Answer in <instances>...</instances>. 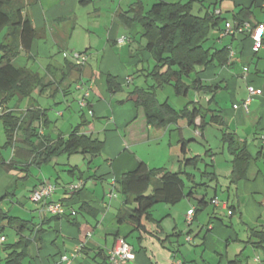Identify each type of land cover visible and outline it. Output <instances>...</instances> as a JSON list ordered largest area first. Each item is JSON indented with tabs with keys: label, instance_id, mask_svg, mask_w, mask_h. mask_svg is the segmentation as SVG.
I'll return each mask as SVG.
<instances>
[{
	"label": "crops",
	"instance_id": "0c3cea01",
	"mask_svg": "<svg viewBox=\"0 0 264 264\" xmlns=\"http://www.w3.org/2000/svg\"><path fill=\"white\" fill-rule=\"evenodd\" d=\"M20 1L36 36L31 51L23 49L13 64L38 72L46 78L44 83L52 86L38 87L30 97H14L15 107L11 100L0 107V113L10 109L21 115L33 107L46 110L47 125L40 129L38 121L36 127L41 137L52 140L67 138L87 121L81 133L104 142L101 154L79 153L83 160L75 157L78 154L60 156L46 164L51 168L48 172L31 163V147L25 142L17 144L9 161L0 152L1 206L9 214L31 221L23 233L31 240L23 264H107L104 260L120 237L134 250L121 264H228L238 253H242L244 264H264V249L250 237L251 229L264 227V45L255 51L247 34L222 36L228 22H264V0H193L194 14L204 16L209 11L220 18L205 46L211 51L226 50L227 61L221 63L220 54L221 59L206 68L198 67L187 79L199 78L204 85L218 87L211 102L212 93L191 89L183 101L176 99L183 105L179 108L165 94L167 87L157 90L159 101H167L177 110L191 101L206 110L204 127L198 116L194 124L182 118L165 128L147 126L143 111L134 103V89L154 83L146 74L155 60L145 49L142 26H127L120 15L137 1L147 11L157 2L191 0ZM242 9L247 16L240 13ZM75 52L88 55L81 70L70 66H78ZM107 74L117 78L121 90H109ZM249 86L260 93L253 95L246 109L243 103L250 95ZM82 100L86 106L81 105ZM213 116L220 117V122L211 121ZM135 118L137 121L127 126ZM225 132L246 145L251 156L247 178L237 186L230 184L232 155L222 140ZM182 140L187 141L186 156H201L203 161L185 165ZM1 161L12 166L5 167ZM140 162L183 173L185 193L196 186L192 197L175 205H155L153 216L159 222L147 223V231L134 229L127 220L119 221L128 204L117 180ZM13 169L22 171L20 178L30 181L29 196H23V201L18 189L11 188L8 173ZM44 181L56 185L49 200L64 203L62 218L56 219L45 211L43 202L32 198L33 190ZM78 183L83 184L80 189L71 188ZM111 190L113 196H109ZM203 197L208 204L199 206ZM9 201L13 204L6 208ZM192 209L194 213L189 215ZM7 228L0 233L6 238L0 244L6 255ZM65 256L68 261L63 260ZM5 258L0 256V264H5Z\"/></svg>",
	"mask_w": 264,
	"mask_h": 264
},
{
	"label": "trees",
	"instance_id": "16d2710c",
	"mask_svg": "<svg viewBox=\"0 0 264 264\" xmlns=\"http://www.w3.org/2000/svg\"><path fill=\"white\" fill-rule=\"evenodd\" d=\"M85 1L87 0H81L82 3ZM23 9L24 4L20 0H0V107L7 106L16 96L20 99L30 97L38 87L43 90L52 86L50 82L45 84L46 78L38 72L29 68H18L13 64V60L21 54L23 49L27 53L31 51L36 36L35 28L30 19L23 14ZM240 13L244 16L248 15L244 9ZM120 16L127 26L135 23L142 26L143 36L146 38L145 49L155 60V65L146 74V77L153 80V85L138 86L132 92L137 96L134 103L138 110L143 111L146 125L165 128L182 118H187L190 124H194L195 119L201 116V127H204L207 124L204 119L206 112L204 107L191 101L177 110L167 101L160 102L157 90L171 85L178 96H187L191 89L209 92L212 96L208 102H211L218 87L204 85L199 78L192 82H188L187 79L197 72L198 67L206 68L217 59H221L220 54L223 57L221 63H226V50L211 51L205 46L212 29L220 24V18L209 11L204 16L194 14L193 0L186 3L157 2L147 11L143 3L137 1ZM241 20L243 19L239 21ZM70 66L77 70L83 67V65ZM68 77L67 74L65 78ZM107 83L111 92L121 90V85L114 75L107 74ZM0 117L3 120L7 138L4 148L15 149L19 142H25L31 147V163L37 166L48 164L63 155L79 153L98 155L103 150V141L81 133V128L87 124V121L76 127L67 138L52 140L47 136L41 137L36 127L38 121L47 125L46 110L33 107L18 115L13 110L5 109ZM219 118L213 116L211 121L219 123ZM136 121L137 118L133 119L127 126ZM222 140L227 144L232 155L230 184L237 186L241 180L247 178L251 156L246 145L239 143L233 134L225 132ZM180 142L185 155L183 160L185 165L196 166L201 160L203 161L201 156L187 157V141ZM1 165L9 168L12 166L5 161H1ZM182 174L163 167L152 168L145 162H140L134 170L123 173L117 180V184L128 207L125 213L120 215L119 221L127 220L134 229L147 231V223L159 222L153 216L155 205L159 203L175 205L196 193V186L185 193V181ZM2 201L3 199H0V233H3L7 227L15 228L18 233V238L13 243L5 245L8 251L5 264H23L31 244L30 238L25 237L23 233L31 221L4 211L1 206ZM207 204L205 197L198 203L199 206ZM230 208L233 209L232 212L236 209L234 205ZM62 216L64 214L54 215L56 219ZM68 221L75 225L72 219L68 218ZM250 237H255L258 240L255 243L256 246L264 249V227L260 230L251 229ZM104 261L108 264V256ZM228 264H244L242 253H238L234 259L229 260Z\"/></svg>",
	"mask_w": 264,
	"mask_h": 264
},
{
	"label": "built area",
	"instance_id": "2783aa9c",
	"mask_svg": "<svg viewBox=\"0 0 264 264\" xmlns=\"http://www.w3.org/2000/svg\"><path fill=\"white\" fill-rule=\"evenodd\" d=\"M231 33H244L247 34L254 42L253 48L255 51H259L264 45V22H253L250 20H242L239 22H228L226 23V27L222 32V36L231 34ZM123 41V40H122ZM73 57L76 60L78 65H85L88 61V55L86 53H73ZM129 81V80H128ZM249 97L243 103L244 108L248 109L249 103L255 94H259L260 91L255 89L252 86L248 87ZM87 95V94H86ZM82 106H86L87 103L85 100L81 101ZM40 129L43 127V122L40 121ZM262 140H264V135L262 136ZM82 183H78L73 185L71 188L78 190L82 187ZM56 190L55 183L51 181H44L39 184L32 193V198L36 201H41L44 203V209L48 213L53 215H63L65 213V205L62 202H54L50 201V197L54 194ZM115 194L114 190L109 192V196H113ZM215 204L219 205L220 201L218 199H214ZM194 213V209L188 212L189 215ZM191 223V221H190ZM5 236L0 237V244L5 242ZM133 246L123 237H120L115 246L110 250L108 255V264H121L124 261L129 260L133 254ZM64 261H68V258L63 257ZM178 264H183L181 261Z\"/></svg>",
	"mask_w": 264,
	"mask_h": 264
},
{
	"label": "rangeland",
	"instance_id": "374dc122",
	"mask_svg": "<svg viewBox=\"0 0 264 264\" xmlns=\"http://www.w3.org/2000/svg\"><path fill=\"white\" fill-rule=\"evenodd\" d=\"M197 10L199 11L198 7H197L196 11ZM165 89H166L165 90V94L170 96V100H172V102H174L175 104H177V106L179 108H181V106H183V105H178L176 99H179V101H183V99H185V97L184 96H177L175 94V92H174V88L172 86H170V85L167 86V88H165ZM13 100L11 102L14 104L13 107H15L16 102H17V98H16L15 101H13ZM1 115H2V112L0 113V116ZM6 141H7V138H6V134H5L4 124H3V120L0 117V151L3 154L4 158L7 161H9V160H11L12 155H13V148L12 147L4 148V145L6 144ZM75 157L83 160V156H81L80 154H78ZM42 166H43L42 170L44 172H48V171L51 170V168L48 167V165H46V164H44ZM34 170H35V172H40V170L38 168H35ZM22 174H23L22 171L13 169L10 172V174L8 173V177L13 181L12 185H11L12 186L11 188L18 189V194H19L20 200L23 201L24 200L23 196H25L26 198H28V196H29V194L27 192V190H28L27 186L30 187V181L26 180L25 178H20ZM11 204H13V203H11L9 201L8 204L5 205L6 208H9V206H11ZM16 209L18 210V208H16ZM12 211H13V209H12ZM15 214L18 215L17 212ZM5 234L7 236V243H13L15 241V238H16L17 234H16V231L14 229L7 228ZM0 256L2 258L7 256L5 251H3V248H1V247H0Z\"/></svg>",
	"mask_w": 264,
	"mask_h": 264
}]
</instances>
